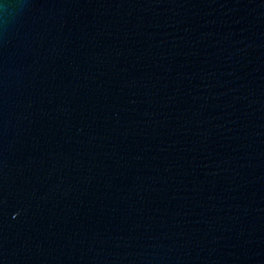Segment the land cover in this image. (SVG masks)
<instances>
[{
    "label": "water",
    "instance_id": "95a60500",
    "mask_svg": "<svg viewBox=\"0 0 264 264\" xmlns=\"http://www.w3.org/2000/svg\"><path fill=\"white\" fill-rule=\"evenodd\" d=\"M0 264H264V0H0Z\"/></svg>",
    "mask_w": 264,
    "mask_h": 264
}]
</instances>
